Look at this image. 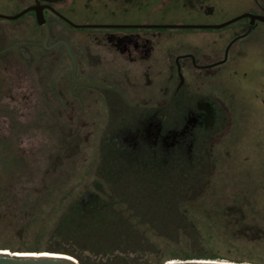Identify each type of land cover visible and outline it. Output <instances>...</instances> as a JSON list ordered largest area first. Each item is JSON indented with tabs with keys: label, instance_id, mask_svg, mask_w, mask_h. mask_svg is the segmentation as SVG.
<instances>
[{
	"label": "flooded vegetation",
	"instance_id": "obj_1",
	"mask_svg": "<svg viewBox=\"0 0 264 264\" xmlns=\"http://www.w3.org/2000/svg\"><path fill=\"white\" fill-rule=\"evenodd\" d=\"M201 1L205 3V0H0V207L5 210L4 215L17 204L20 184L31 183V177L22 179L33 166L34 143L32 136L27 140L19 136L15 120L30 113L32 117L37 86H43L51 110L62 116L69 105L70 114L79 120L76 130L68 129V135H76L74 143H69L71 146H78L82 140V119L88 105L95 104L90 105L92 108L86 114L107 120L104 152H151L155 157L182 153L193 157L197 135L211 129L219 113L212 97L193 88L211 83L212 74L222 71L232 47L239 41L250 45L252 42L251 48L256 46L257 41L254 43L251 35L260 25L264 26V0H255L257 8L243 12L258 15L260 18L254 22L247 16L222 27L245 22L222 52L213 53L196 48L180 52L177 43L165 47V40L173 41L174 36L163 30L173 28L154 26L163 23L144 18H122L120 14L127 15L148 5L195 6ZM200 7L204 14H209L210 7L213 13L212 5ZM69 29L76 37L69 36ZM260 34L264 41V31ZM77 79L95 86L79 83ZM130 88H165L168 94L167 89L171 88V93L166 99L151 97L131 105L121 91ZM211 114L215 122L206 126ZM94 195L88 193L82 200ZM22 230L18 232L20 237Z\"/></svg>",
	"mask_w": 264,
	"mask_h": 264
},
{
	"label": "rangeland",
	"instance_id": "obj_2",
	"mask_svg": "<svg viewBox=\"0 0 264 264\" xmlns=\"http://www.w3.org/2000/svg\"><path fill=\"white\" fill-rule=\"evenodd\" d=\"M255 0H205L187 5L145 6L120 17L158 21L163 24L223 23L245 10L256 7ZM202 4L212 5L213 13L204 14ZM104 16L103 13H99ZM244 21L227 28L164 29L177 43L179 51L196 48L215 52L225 48ZM264 26L251 35L256 46L239 41L231 49L222 71L213 73L208 86H196L197 93L212 97L218 109V119L208 131L199 132L193 157L189 163L202 174L203 186L181 209L194 225L197 234L180 235L168 241L151 235L164 250L165 263L183 258L214 259L245 264H264V41L260 36ZM69 36L76 37L68 30ZM167 37V36H166ZM252 38V37H250ZM240 48V49H239ZM121 90V89H120ZM169 94L165 88H130L121 90L131 105L151 97ZM34 111L18 118L20 137L32 136L35 152L31 153V183H21L16 205L4 215L0 207V251L41 253L60 250L67 240L60 238L55 227L64 214L85 195L108 189L101 174L104 145L107 141V120L93 118L86 112L80 127L81 141L71 146L79 120L67 113L60 116L45 100L43 86H37ZM31 111V109H30ZM32 118V119H31ZM14 121V120H13ZM185 157H188L184 154ZM199 173V174H200ZM102 186L103 188H101ZM20 232L21 237L18 235ZM158 264L154 257L140 259Z\"/></svg>",
	"mask_w": 264,
	"mask_h": 264
},
{
	"label": "trees",
	"instance_id": "obj_3",
	"mask_svg": "<svg viewBox=\"0 0 264 264\" xmlns=\"http://www.w3.org/2000/svg\"><path fill=\"white\" fill-rule=\"evenodd\" d=\"M190 162L182 153L105 152L100 167L108 189L81 200L59 220L55 232L67 244L58 251L74 254L80 264H149L140 261L144 256L165 264L152 234L168 241L197 234L181 209L203 186Z\"/></svg>",
	"mask_w": 264,
	"mask_h": 264
},
{
	"label": "water",
	"instance_id": "obj_4",
	"mask_svg": "<svg viewBox=\"0 0 264 264\" xmlns=\"http://www.w3.org/2000/svg\"><path fill=\"white\" fill-rule=\"evenodd\" d=\"M211 11L212 8L210 7L209 13H211ZM247 16H250L252 18L251 20L252 22H254L255 18H260L258 15H254L247 12L220 24H160L154 26H159L164 28H222L228 24H231ZM44 26L47 27L46 25ZM76 26L84 27V26H100V25H76ZM143 26H151V25H143ZM251 28L249 29V31L251 30ZM77 82L86 85L95 86L94 83H90L87 81H82L77 79ZM214 122H215L214 117L211 114L206 120V126L213 125ZM0 264H80V262L74 254L65 251H58V250L41 252L36 254L34 253L19 254L18 252L0 251ZM165 264H245V263L221 261L214 259L190 258V259L168 260Z\"/></svg>",
	"mask_w": 264,
	"mask_h": 264
}]
</instances>
